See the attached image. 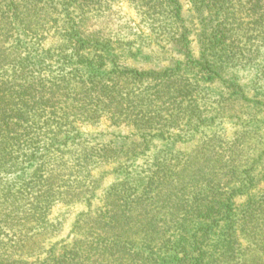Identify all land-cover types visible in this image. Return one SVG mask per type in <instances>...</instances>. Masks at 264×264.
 I'll list each match as a JSON object with an SVG mask.
<instances>
[{"label": "trees", "instance_id": "16d2710c", "mask_svg": "<svg viewBox=\"0 0 264 264\" xmlns=\"http://www.w3.org/2000/svg\"><path fill=\"white\" fill-rule=\"evenodd\" d=\"M0 264H264V0H0Z\"/></svg>", "mask_w": 264, "mask_h": 264}, {"label": "rangeland", "instance_id": "374dc122", "mask_svg": "<svg viewBox=\"0 0 264 264\" xmlns=\"http://www.w3.org/2000/svg\"><path fill=\"white\" fill-rule=\"evenodd\" d=\"M185 6H186L185 9H188V6H187V5H185ZM117 7H118V8L121 7V12H123L126 16H128L129 21L133 22L134 24H139L140 20H139L137 14H136V11L134 10V8L130 7L128 3H122V4H119ZM121 12H120V13H121ZM245 79H246V78H245ZM107 127H108V123H107V122H103V124H102L100 127H97V128H98V129H103V128H104V129H107ZM88 129H89V130H92L91 127H89ZM232 130H233V129L231 128V131H232ZM188 145H192V144H188ZM186 146H187V145H186ZM61 209H62V206H61V205L57 206V207L54 209V211H53V215L58 214L59 210H61ZM67 233H68V230H65V231L63 232V234L66 235V236L68 235Z\"/></svg>", "mask_w": 264, "mask_h": 264}]
</instances>
